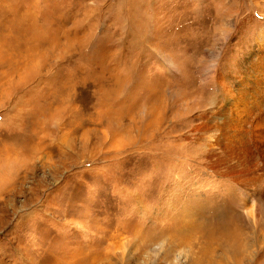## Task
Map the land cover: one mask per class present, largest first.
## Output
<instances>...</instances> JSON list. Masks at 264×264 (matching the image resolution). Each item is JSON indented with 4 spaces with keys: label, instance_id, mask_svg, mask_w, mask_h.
I'll list each match as a JSON object with an SVG mask.
<instances>
[{
    "label": "rangeland",
    "instance_id": "374dc122",
    "mask_svg": "<svg viewBox=\"0 0 264 264\" xmlns=\"http://www.w3.org/2000/svg\"><path fill=\"white\" fill-rule=\"evenodd\" d=\"M263 83L264 0H0V264H264Z\"/></svg>",
    "mask_w": 264,
    "mask_h": 264
},
{
    "label": "bare ground",
    "instance_id": "6f19581e",
    "mask_svg": "<svg viewBox=\"0 0 264 264\" xmlns=\"http://www.w3.org/2000/svg\"><path fill=\"white\" fill-rule=\"evenodd\" d=\"M247 95H248V92H246V91L243 94H240L237 97L238 104L233 105L234 109H233V106H232V108L227 109L229 111L231 110L232 113H235V114L225 115V117L221 118V116L226 113V111H225L222 115L218 116V118L221 119V121H222L221 128L224 131L230 133V131L232 129H239L240 132L238 134H241L244 131V128L243 127L241 128L243 117L246 119V123L255 122V124L253 126L256 129L260 128L263 125L262 123H264V90L262 89L259 91H255L253 100H251V101L250 100L246 101L245 98H248ZM255 98H257V99L255 100ZM248 99H250V98H248ZM251 105H253V106H251ZM232 125H233V127H232ZM226 126H228L229 129H227Z\"/></svg>",
    "mask_w": 264,
    "mask_h": 264
}]
</instances>
